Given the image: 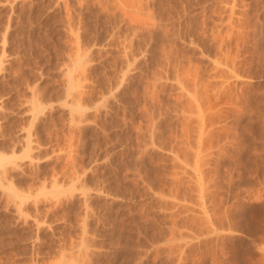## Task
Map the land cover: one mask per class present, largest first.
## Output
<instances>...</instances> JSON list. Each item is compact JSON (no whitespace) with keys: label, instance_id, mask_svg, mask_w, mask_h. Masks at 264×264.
I'll use <instances>...</instances> for the list:
<instances>
[{"label":"rangeland","instance_id":"rangeland-1","mask_svg":"<svg viewBox=\"0 0 264 264\" xmlns=\"http://www.w3.org/2000/svg\"><path fill=\"white\" fill-rule=\"evenodd\" d=\"M0 264H264V0H0Z\"/></svg>","mask_w":264,"mask_h":264},{"label":"bare ground","instance_id":"bare-ground-1","mask_svg":"<svg viewBox=\"0 0 264 264\" xmlns=\"http://www.w3.org/2000/svg\"><path fill=\"white\" fill-rule=\"evenodd\" d=\"M78 47H80V45H78ZM78 47H77V49H78ZM80 48L78 49L77 52H75V54H73L74 55V58H73V61H72L73 62L72 65L73 66H72L71 70L69 71L70 82L73 85H74V82L76 81V74L74 72H77V69H82L83 68V61H84V58H86L85 54H87V51H84L83 49L80 50ZM78 74L79 73L77 72V76H78ZM80 75H82V74L80 73Z\"/></svg>","mask_w":264,"mask_h":264}]
</instances>
